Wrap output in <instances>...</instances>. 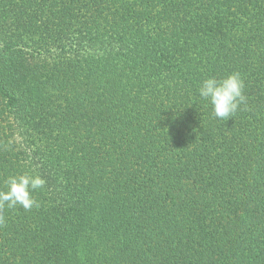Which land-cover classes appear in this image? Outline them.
<instances>
[{
	"label": "trees",
	"instance_id": "16d2710c",
	"mask_svg": "<svg viewBox=\"0 0 264 264\" xmlns=\"http://www.w3.org/2000/svg\"><path fill=\"white\" fill-rule=\"evenodd\" d=\"M24 172L0 264H264V0H0V190Z\"/></svg>",
	"mask_w": 264,
	"mask_h": 264
},
{
	"label": "clouds",
	"instance_id": "9594fccd",
	"mask_svg": "<svg viewBox=\"0 0 264 264\" xmlns=\"http://www.w3.org/2000/svg\"><path fill=\"white\" fill-rule=\"evenodd\" d=\"M244 89L245 82L241 74L233 72L223 78L216 76L205 78L198 88V94L211 105L215 118L228 121L236 115L242 104L246 105ZM46 183L41 175L28 172L7 177L6 188L0 190V209L5 207L15 209L19 206L25 211H30L34 207L39 208L40 203L33 193L43 189ZM5 223V217L0 215V227Z\"/></svg>",
	"mask_w": 264,
	"mask_h": 264
}]
</instances>
